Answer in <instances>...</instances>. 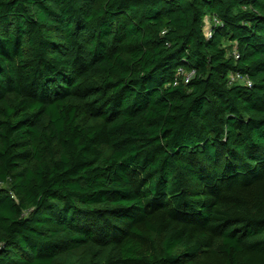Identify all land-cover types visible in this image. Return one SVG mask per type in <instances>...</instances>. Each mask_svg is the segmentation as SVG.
Here are the masks:
<instances>
[{
  "label": "trees",
  "instance_id": "16d2710c",
  "mask_svg": "<svg viewBox=\"0 0 264 264\" xmlns=\"http://www.w3.org/2000/svg\"><path fill=\"white\" fill-rule=\"evenodd\" d=\"M0 264H264V0H0Z\"/></svg>",
  "mask_w": 264,
  "mask_h": 264
},
{
  "label": "built area",
  "instance_id": "2783aa9c",
  "mask_svg": "<svg viewBox=\"0 0 264 264\" xmlns=\"http://www.w3.org/2000/svg\"><path fill=\"white\" fill-rule=\"evenodd\" d=\"M207 22V21H206ZM213 23H217L215 20H213ZM207 36L209 37L210 36V30L207 29ZM177 75H179L180 77L183 78V82L184 83H187L188 80L190 79V77L192 76V73H189V74H186L183 70L179 69L177 71ZM229 80L230 82H234V81H239V82H244L247 86H249V83L247 81H244L242 79H240L238 76H229Z\"/></svg>",
  "mask_w": 264,
  "mask_h": 264
}]
</instances>
